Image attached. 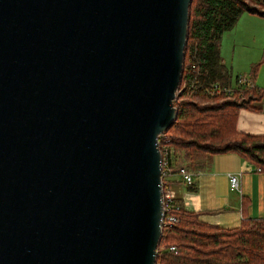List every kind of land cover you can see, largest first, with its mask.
<instances>
[{"label":"water","instance_id":"1","mask_svg":"<svg viewBox=\"0 0 264 264\" xmlns=\"http://www.w3.org/2000/svg\"><path fill=\"white\" fill-rule=\"evenodd\" d=\"M190 1L0 0V264H154Z\"/></svg>","mask_w":264,"mask_h":264},{"label":"trees","instance_id":"2","mask_svg":"<svg viewBox=\"0 0 264 264\" xmlns=\"http://www.w3.org/2000/svg\"><path fill=\"white\" fill-rule=\"evenodd\" d=\"M243 12L264 16L263 0H191L181 76L173 105V123L160 133L158 145L167 159V171L184 166L204 169L215 153L233 151L264 172V135L239 132L237 112L264 96L252 83L259 62L250 66V82H232L231 71L220 55V39ZM218 86V92L213 87ZM229 87V91L222 88ZM188 185V184H187ZM192 189V186H187ZM169 213L176 221L162 230L154 264H264V217L244 216L236 227L225 228L198 219L173 197ZM173 246L174 249H169Z\"/></svg>","mask_w":264,"mask_h":264},{"label":"crops","instance_id":"3","mask_svg":"<svg viewBox=\"0 0 264 264\" xmlns=\"http://www.w3.org/2000/svg\"><path fill=\"white\" fill-rule=\"evenodd\" d=\"M241 25L248 30L239 33ZM221 36L220 54L223 48L230 50L231 74L235 70L234 77L249 78L250 66L259 62L262 55L264 16L243 12ZM223 62L226 64V60ZM252 83L264 90V62H259ZM235 128L264 135V96L253 101L251 107L238 110ZM231 174L237 176L236 187L230 183ZM165 181L173 197L181 199L185 209L197 211L203 222L231 228L238 226L244 216L264 217V172L236 152L211 155L204 169L192 171L190 183L183 182L177 172L169 171Z\"/></svg>","mask_w":264,"mask_h":264},{"label":"built area","instance_id":"4","mask_svg":"<svg viewBox=\"0 0 264 264\" xmlns=\"http://www.w3.org/2000/svg\"><path fill=\"white\" fill-rule=\"evenodd\" d=\"M237 83L248 82L251 85V82L242 75L237 76ZM213 91L218 92L219 87L214 86ZM222 89L229 91V87H223ZM167 159L162 157L161 154V197H162V216L160 220L161 233L162 230H167L173 222L176 221L174 214L169 213L171 208L178 209V204H173V195L167 187L166 176H167ZM181 180L185 183H190L192 181V172L187 170L184 166H181L176 171ZM229 180L232 186H237V176L235 174L229 175ZM169 249H174L173 246H170Z\"/></svg>","mask_w":264,"mask_h":264},{"label":"rangeland","instance_id":"5","mask_svg":"<svg viewBox=\"0 0 264 264\" xmlns=\"http://www.w3.org/2000/svg\"><path fill=\"white\" fill-rule=\"evenodd\" d=\"M244 30H248V28L246 27V26H244V25H241L239 28H238V32L240 33V32H242V31H244ZM226 32H227V30H226ZM224 33H225V31H224ZM222 37V36H221ZM220 41H221V39H220ZM221 57H222V59H223V61H225L226 60V64L228 65V67H230V64H229V59H230V57H231V53H230V50L227 48V49H225V48H223L222 50H221ZM224 57V58H223ZM226 65V66H227ZM235 71V70H234ZM234 71H232V82H233V80H234Z\"/></svg>","mask_w":264,"mask_h":264},{"label":"bare ground","instance_id":"6","mask_svg":"<svg viewBox=\"0 0 264 264\" xmlns=\"http://www.w3.org/2000/svg\"><path fill=\"white\" fill-rule=\"evenodd\" d=\"M161 152V151H160Z\"/></svg>","mask_w":264,"mask_h":264}]
</instances>
